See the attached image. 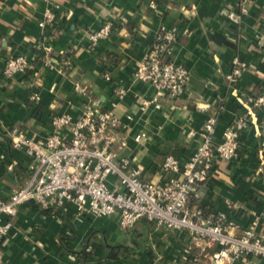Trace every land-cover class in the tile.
I'll return each instance as SVG.
<instances>
[{
	"label": "crops",
	"instance_id": "1",
	"mask_svg": "<svg viewBox=\"0 0 264 264\" xmlns=\"http://www.w3.org/2000/svg\"><path fill=\"white\" fill-rule=\"evenodd\" d=\"M239 6V0H0V201L28 183L34 166L24 149L11 147V133L46 136L52 115L77 119L87 101L101 111L115 105L125 146L113 151L154 183L166 178L160 171L166 155L184 163L196 151L208 120L215 121L211 140L218 144L232 119L245 115L238 157L215 161L200 204L264 240V110L245 104L246 95L264 90V0H252L234 25L227 14ZM47 10L55 18L41 28ZM106 23L109 38L90 45L87 35ZM173 27L178 35L169 59L188 69L187 90L175 100L159 99L156 108V90L134 73L156 33ZM45 48L53 67L42 58ZM16 56L30 68L5 79L4 61ZM234 59L247 66L230 85ZM116 89L125 92L119 102ZM203 249L187 232L146 219L122 229L117 217L77 218L73 207L34 204L18 209L0 241L5 264H213ZM231 264L264 260L249 256Z\"/></svg>",
	"mask_w": 264,
	"mask_h": 264
},
{
	"label": "built area",
	"instance_id": "2",
	"mask_svg": "<svg viewBox=\"0 0 264 264\" xmlns=\"http://www.w3.org/2000/svg\"><path fill=\"white\" fill-rule=\"evenodd\" d=\"M251 4L252 0H239V11L229 12L228 19L238 25ZM150 6H153L152 2ZM54 18L47 10L39 27L51 24ZM112 31L111 24H103L89 33L87 40L90 45L98 44L107 40ZM177 35L175 27L160 29L134 73L135 79L156 90V108H159V99L175 100L187 90L188 69L169 59ZM42 58L47 66H55L49 48L43 49ZM246 66L234 59L226 76L227 83L235 84ZM29 68L30 63L24 56L10 57L4 61L1 73L5 79H11ZM104 79L109 80V76L105 74ZM76 88L84 91L78 85ZM124 94L121 89L114 91L118 102ZM245 104L255 112L264 110V90L246 95ZM114 106L101 111L87 101L77 119L64 113L52 115L49 134L43 137L11 133V147L24 149L33 159L34 166L28 183L7 200L0 201V241L11 228L18 209L25 204H34L50 210L73 207L77 218L117 217L122 229H129L138 220L146 219L167 229L185 231L194 241L203 244L205 255L213 264H231L249 256L264 260V240L254 229L235 226L219 213L206 215L200 204L201 187L210 177L215 161L238 157L240 136L248 127L247 116L236 115L223 130L218 144L211 140L215 121L208 120L199 134L196 151L184 163L166 155L160 169L166 178L161 183H154L141 178L139 166L114 153V146L118 149L125 146ZM142 136H136L134 140L138 142ZM0 264H5L1 254Z\"/></svg>",
	"mask_w": 264,
	"mask_h": 264
},
{
	"label": "trees",
	"instance_id": "3",
	"mask_svg": "<svg viewBox=\"0 0 264 264\" xmlns=\"http://www.w3.org/2000/svg\"><path fill=\"white\" fill-rule=\"evenodd\" d=\"M203 211H204V214H206V215L208 214V212H207V211H205L204 209H203Z\"/></svg>",
	"mask_w": 264,
	"mask_h": 264
}]
</instances>
